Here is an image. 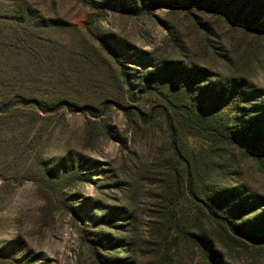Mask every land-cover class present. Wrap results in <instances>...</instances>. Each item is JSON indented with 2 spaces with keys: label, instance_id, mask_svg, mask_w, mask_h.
Here are the masks:
<instances>
[{
  "label": "rangeland",
  "instance_id": "rangeland-1",
  "mask_svg": "<svg viewBox=\"0 0 264 264\" xmlns=\"http://www.w3.org/2000/svg\"><path fill=\"white\" fill-rule=\"evenodd\" d=\"M86 1L0 0V100L39 105L0 113V264H209L198 231L221 264H264L176 182L188 164L264 233V0Z\"/></svg>",
  "mask_w": 264,
  "mask_h": 264
},
{
  "label": "trees",
  "instance_id": "trees-1",
  "mask_svg": "<svg viewBox=\"0 0 264 264\" xmlns=\"http://www.w3.org/2000/svg\"><path fill=\"white\" fill-rule=\"evenodd\" d=\"M82 4L88 6L89 8L93 10H102L101 7L96 6L93 3H90L86 0H78ZM201 6L205 5L208 6V4H199ZM150 9L148 8H143L140 10V13H148ZM231 20L236 21L239 17L236 15H228V13H224ZM264 32V30H263ZM175 80V79H173ZM186 79L181 81L180 86L186 87ZM241 89L240 85H232L228 89V93L230 95L229 99H233L235 96L239 95V90ZM179 90V89H178ZM189 95V94H187ZM185 97V100L188 102H192V105L196 108H198L201 100L200 96L196 95V97ZM194 96V95H193ZM33 105V106H39L38 102L35 101V99H28L25 101L24 99H19L15 102H12L11 100H0V113L6 114L8 113L13 107L17 105ZM195 104V105H194ZM64 106L63 104L60 106ZM59 107V108H60ZM229 107L228 101L224 102V104L220 107H215L211 111L208 110L207 115L212 116L216 118L219 114L223 115L225 114L227 108ZM199 112L200 109H199ZM166 120L170 121V115L166 113ZM169 125L171 128L172 122H169ZM260 139L263 141V137H260ZM238 144L249 151H252L254 153H259V147L258 145H255L256 143H253L252 141L249 140H244V139H238ZM192 172L190 166L187 164L185 173L180 176L177 179V188L179 191L180 188L185 192V195L195 203L196 210H197V219H196V224L201 222V219L204 217L207 219L208 223L210 224L211 228L214 229L215 233L222 238V244H234V243H240L244 244L245 243H250L256 246H260L264 244V233L262 230V227H249L248 226V221H243V217L246 216L247 214H250L252 212L251 207H249L246 204H239V203H232V199L239 198L240 195H234V192L226 191L228 194H224L222 189H211L210 192L213 195V197L209 195V197H206V200L201 197L199 193L194 189L193 183L191 180ZM182 177V178H181ZM187 178V181H186ZM209 192V193H210ZM178 194V192H177ZM207 194V193H206ZM207 196V195H206ZM205 198V197H204ZM250 224V223H249ZM197 230V229H196ZM200 230V229H199ZM198 231V230H197ZM200 231L198 233H194L192 236L194 243L197 246V249L199 252L203 255V257L206 259V261L209 264H221V256L220 253L217 252L216 250H212V246L217 248L218 242L215 240H210L208 237H204L203 235H199Z\"/></svg>",
  "mask_w": 264,
  "mask_h": 264
}]
</instances>
